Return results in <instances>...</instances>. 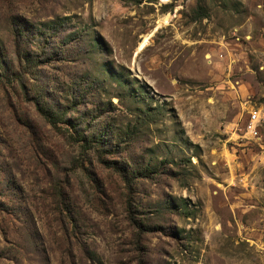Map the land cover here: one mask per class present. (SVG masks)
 I'll list each match as a JSON object with an SVG mask.
<instances>
[{
    "label": "rangeland",
    "instance_id": "374dc122",
    "mask_svg": "<svg viewBox=\"0 0 264 264\" xmlns=\"http://www.w3.org/2000/svg\"><path fill=\"white\" fill-rule=\"evenodd\" d=\"M0 264H264V0H0Z\"/></svg>",
    "mask_w": 264,
    "mask_h": 264
},
{
    "label": "trees",
    "instance_id": "16d2710c",
    "mask_svg": "<svg viewBox=\"0 0 264 264\" xmlns=\"http://www.w3.org/2000/svg\"><path fill=\"white\" fill-rule=\"evenodd\" d=\"M40 113L48 120V122L50 123V124H52L53 126H54V122L52 121V119L43 111V110H41L40 111ZM91 144H94V141H88V142H86V141H83V143H82V147H84V148H86L87 149V147H90L91 146ZM101 164H103L104 166H110L111 164L110 163H108V162H106V161H99ZM111 167V166H110ZM111 168H113V167H111ZM121 178H122V180L124 181V183L126 184V186L128 187V188H130L131 187V184H132V177L131 178H127L125 175H122L121 176ZM128 215H129V217H130V220H132L133 221V223H134V227L138 230V232L139 233H141L142 232V230H143V228H142V226L139 224V223H136L135 222V220L133 219V217H132V215H131V211L130 210H128Z\"/></svg>",
    "mask_w": 264,
    "mask_h": 264
},
{
    "label": "built area",
    "instance_id": "2783aa9c",
    "mask_svg": "<svg viewBox=\"0 0 264 264\" xmlns=\"http://www.w3.org/2000/svg\"><path fill=\"white\" fill-rule=\"evenodd\" d=\"M258 116H257V113L256 112H252L250 113L249 115V119H248V125H247V129L249 130V132L251 134H254L256 135L257 133V127H256V124L259 122L258 120Z\"/></svg>",
    "mask_w": 264,
    "mask_h": 264
},
{
    "label": "bare ground",
    "instance_id": "6f19581e",
    "mask_svg": "<svg viewBox=\"0 0 264 264\" xmlns=\"http://www.w3.org/2000/svg\"><path fill=\"white\" fill-rule=\"evenodd\" d=\"M146 41V40H145ZM145 41L140 45V47H142L143 46V44L145 43Z\"/></svg>",
    "mask_w": 264,
    "mask_h": 264
}]
</instances>
